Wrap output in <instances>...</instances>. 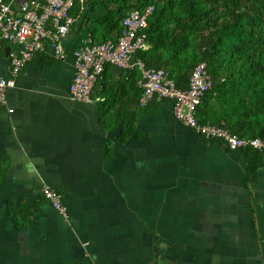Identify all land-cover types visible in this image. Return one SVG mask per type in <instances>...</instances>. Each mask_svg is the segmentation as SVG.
I'll return each mask as SVG.
<instances>
[{
  "label": "crops",
  "instance_id": "obj_1",
  "mask_svg": "<svg viewBox=\"0 0 264 264\" xmlns=\"http://www.w3.org/2000/svg\"><path fill=\"white\" fill-rule=\"evenodd\" d=\"M89 38L73 28L62 59L47 46L0 105V264H264V165L248 182L244 151L204 140L165 100L121 141L141 111L131 71L107 69L105 102L71 98ZM13 50L0 48L6 78ZM43 184L62 194L68 220Z\"/></svg>",
  "mask_w": 264,
  "mask_h": 264
},
{
  "label": "trees",
  "instance_id": "obj_2",
  "mask_svg": "<svg viewBox=\"0 0 264 264\" xmlns=\"http://www.w3.org/2000/svg\"><path fill=\"white\" fill-rule=\"evenodd\" d=\"M149 6H154L146 29L151 47L137 58L148 68L168 71L182 89L188 88L195 67L206 62L214 86L198 107L199 122L220 126L240 138L264 140V0H87L73 9L71 30L85 29L96 44L117 40L124 19ZM140 79L141 73L132 71L129 81L139 93L137 104L142 95L137 86ZM101 81L97 83L100 93L97 85L95 90L105 102ZM161 103L139 105L141 111L124 124L120 140L135 136L137 123ZM243 151L250 160V182L264 165V155L253 149ZM22 215L26 223L30 214Z\"/></svg>",
  "mask_w": 264,
  "mask_h": 264
},
{
  "label": "built area",
  "instance_id": "obj_3",
  "mask_svg": "<svg viewBox=\"0 0 264 264\" xmlns=\"http://www.w3.org/2000/svg\"><path fill=\"white\" fill-rule=\"evenodd\" d=\"M87 0H13L0 1V48L13 44L18 50L9 53L10 75L0 74V105H7V92L14 88L16 79L26 65L47 46H52L58 59L64 57L63 42L71 32L75 18L72 11L77 4ZM18 5L17 9L12 6ZM154 10L149 6L143 11H133L124 19L123 33L117 40L96 44L89 38L88 45L75 52L76 74L71 87L72 100L84 104H95L103 98L95 95V87L102 80L107 66H116L128 71H139L138 82L142 91L139 105L149 106L154 100H169L173 114L183 126L191 129L208 141H220L229 150L253 149L264 155V140L240 138L227 129L198 120V107L205 94L214 86V79L206 62H200L192 72L187 89L178 87L168 71L148 68L137 58L141 51L150 49L146 29ZM14 110L10 109V113ZM43 198L65 219L69 214L62 194L54 187L43 184Z\"/></svg>",
  "mask_w": 264,
  "mask_h": 264
},
{
  "label": "rangeland",
  "instance_id": "obj_4",
  "mask_svg": "<svg viewBox=\"0 0 264 264\" xmlns=\"http://www.w3.org/2000/svg\"><path fill=\"white\" fill-rule=\"evenodd\" d=\"M165 101H169V100H165ZM171 102V101H170Z\"/></svg>",
  "mask_w": 264,
  "mask_h": 264
}]
</instances>
